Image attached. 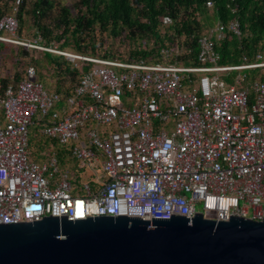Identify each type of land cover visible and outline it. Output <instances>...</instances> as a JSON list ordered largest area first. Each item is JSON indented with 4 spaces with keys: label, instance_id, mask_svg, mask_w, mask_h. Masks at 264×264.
<instances>
[{
    "label": "built area",
    "instance_id": "obj_1",
    "mask_svg": "<svg viewBox=\"0 0 264 264\" xmlns=\"http://www.w3.org/2000/svg\"><path fill=\"white\" fill-rule=\"evenodd\" d=\"M19 1L0 18V41L60 56L79 76L61 99L27 65L0 95V224L191 211L264 219V80L229 75L263 68L264 60L219 65L214 49L225 33L239 35L236 19L214 21L197 36L196 64L181 61L190 51L178 45L161 47L158 62L122 61L19 41ZM204 7L211 13L212 1ZM33 119L75 170L52 153L32 160ZM84 169L87 180L77 182Z\"/></svg>",
    "mask_w": 264,
    "mask_h": 264
},
{
    "label": "trees",
    "instance_id": "obj_2",
    "mask_svg": "<svg viewBox=\"0 0 264 264\" xmlns=\"http://www.w3.org/2000/svg\"><path fill=\"white\" fill-rule=\"evenodd\" d=\"M211 1L214 21L224 23L236 19L239 25L238 36L225 33L214 43L219 56L217 63L239 65L256 61V54L264 60V0ZM13 3L14 0H0V18L10 13ZM207 12L204 0H72L70 3L66 0H20L15 12L14 36H20L24 27H33L46 46L122 61L142 58L158 62L157 52L161 47L178 45L190 51L181 61L196 64V38L207 28L201 22ZM27 65L33 67L35 80L44 90L56 93L61 99L70 95L79 76L62 57L42 52L41 56L32 57V62L24 65L11 82L0 78V95L8 84L22 79L23 68ZM249 70L252 75H247L248 81L264 80V67ZM43 74L51 76L49 86L43 81ZM39 125L40 122L33 119L28 128L27 148L32 160L40 158L41 147L52 146L55 150L51 153L60 164L73 163L68 151L38 132Z\"/></svg>",
    "mask_w": 264,
    "mask_h": 264
},
{
    "label": "water",
    "instance_id": "obj_3",
    "mask_svg": "<svg viewBox=\"0 0 264 264\" xmlns=\"http://www.w3.org/2000/svg\"><path fill=\"white\" fill-rule=\"evenodd\" d=\"M0 264H264V219L46 215L0 224Z\"/></svg>",
    "mask_w": 264,
    "mask_h": 264
},
{
    "label": "rangeland",
    "instance_id": "obj_4",
    "mask_svg": "<svg viewBox=\"0 0 264 264\" xmlns=\"http://www.w3.org/2000/svg\"><path fill=\"white\" fill-rule=\"evenodd\" d=\"M67 2H71L72 0H66ZM208 15V16H207ZM207 15H203V18L201 17V22L203 23L204 26L209 27L212 26L214 20L211 16L210 12H207ZM23 28V26H22ZM21 35L16 37L19 41H23L24 43H32L33 41L37 42V45H41V46H45L44 44H42V42H40L39 40V35L34 32V28H29L26 29L25 27L23 28V30L21 29ZM51 44L53 42H50ZM69 51L74 52L71 49H67ZM22 51V52H21ZM42 52L31 48V47H27V46H21V45H14V44H10V43H3L1 42V47H0V78L3 79H7L11 82L12 78L14 77V75L16 73H18V71L26 64H29L30 62H32V57H39L41 56ZM246 74V75H252V71L250 70H242L239 71L238 74ZM237 74V73H236ZM50 79L51 76H48L46 74H43V81L46 82L48 84V86L50 85ZM123 107L130 109L132 108L131 104H127V103H123ZM40 151L38 152H45L47 154H50L51 152H53L55 150V147L49 146V147H41L39 149ZM30 153V152H29ZM38 157H40L36 162H41L44 159V155H39ZM65 166V165H64ZM66 167L71 170H75V164L74 162H69L66 164ZM88 173H90L89 170L84 169L83 173H79L76 175L77 177V182H85L87 180V175ZM71 174V173H70ZM195 209H198V206L195 207Z\"/></svg>",
    "mask_w": 264,
    "mask_h": 264
},
{
    "label": "crops",
    "instance_id": "obj_5",
    "mask_svg": "<svg viewBox=\"0 0 264 264\" xmlns=\"http://www.w3.org/2000/svg\"><path fill=\"white\" fill-rule=\"evenodd\" d=\"M232 72H234V74H231V72L229 73V75L230 76H234L236 73H238V71H232ZM245 76H246V78H245V80H244V83H248L247 81V78H248V76L245 74Z\"/></svg>",
    "mask_w": 264,
    "mask_h": 264
}]
</instances>
